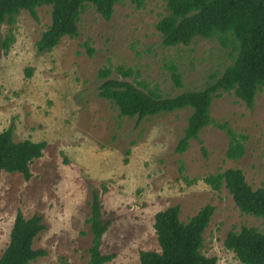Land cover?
Wrapping results in <instances>:
<instances>
[{
	"label": "rangeland",
	"instance_id": "obj_1",
	"mask_svg": "<svg viewBox=\"0 0 264 264\" xmlns=\"http://www.w3.org/2000/svg\"><path fill=\"white\" fill-rule=\"evenodd\" d=\"M36 11L37 20L20 12L9 49L0 50V130L11 127L15 141H46L43 156L30 164L28 181L19 173L0 172V255L19 209L26 218L40 215L44 224L33 248L46 255L33 264H86L91 244L86 219L95 190L110 223L101 250L114 254L104 264H140V250H159L156 212L178 205L186 222L205 204L215 209L202 253L215 256L217 264H240L223 245L226 233L241 226L264 231V221L241 212L224 187L214 190L203 178L239 168L252 188L264 184V91L252 108L233 93L215 97L212 123L201 130L200 141L175 152L190 110L139 121L121 117L97 95L98 69L132 68L139 80L158 85L166 95L198 90L230 63L218 41L195 38L189 45L163 46L155 24L166 14L164 0H145L142 8L120 0L109 20L86 5L77 37L64 36L50 51L38 52L35 42L50 23V6ZM0 31L4 39L9 25L2 24ZM172 65L181 74V87L173 83ZM225 127L246 136L238 160L226 157Z\"/></svg>",
	"mask_w": 264,
	"mask_h": 264
},
{
	"label": "trees",
	"instance_id": "obj_2",
	"mask_svg": "<svg viewBox=\"0 0 264 264\" xmlns=\"http://www.w3.org/2000/svg\"><path fill=\"white\" fill-rule=\"evenodd\" d=\"M120 0H0V30L9 25V33L21 11L38 19L37 7L50 6V23L35 42L38 52L50 51L64 37L79 34L78 22L86 5L93 7L103 19L109 20L114 5ZM142 8L145 0H129ZM166 14L155 24L161 45L166 47L189 45L195 38L216 39L227 51L230 63L218 74L210 75L201 89L184 90L174 95L163 94L158 85L149 86L139 80L132 68L118 65L98 69V97L107 100L119 116L137 121L175 110L189 109L186 125L177 140L175 152L188 149L190 141L198 140L201 130L212 123L210 107L221 93H233L248 108H252L258 92L264 91V0H164ZM1 33V31H0ZM10 33L0 35V50L10 47ZM89 56L93 48L83 43ZM171 77L177 87L182 86L181 74L171 66ZM115 72L119 77H113ZM131 78L132 81L127 80ZM229 138L226 157L240 159L245 153L246 136L226 128ZM46 141L13 139L12 128L0 130V172L19 173L25 181L32 176L30 164L43 156ZM128 151H126V154ZM127 162V158L124 159ZM182 171V168L180 169ZM203 181L214 190L224 187L236 207L243 213L264 221V184L252 188L239 168H227L209 174ZM205 204L184 222L179 218L178 205L168 206L154 215L153 229L159 250H140V264H217L215 256L202 253L204 231L214 212ZM91 234L86 264H104L114 254L103 253L102 237L109 227L104 219L103 205L97 191H92L90 212L86 219ZM44 229L38 214L24 217L18 209L9 233V241L0 255V264H33L46 255L42 248H33V240ZM224 247L234 254L240 264H264V231L254 226L230 230L223 240ZM66 264V263H64Z\"/></svg>",
	"mask_w": 264,
	"mask_h": 264
}]
</instances>
